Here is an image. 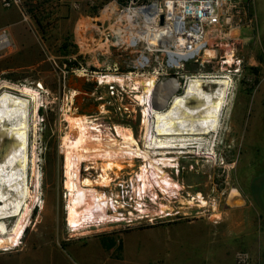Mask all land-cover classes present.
<instances>
[{
	"label": "rangeland",
	"instance_id": "rangeland-1",
	"mask_svg": "<svg viewBox=\"0 0 264 264\" xmlns=\"http://www.w3.org/2000/svg\"><path fill=\"white\" fill-rule=\"evenodd\" d=\"M23 1L25 17L17 7H11L19 11L22 22L16 43L7 28L1 26L4 21H0V35L6 32L9 40L8 45L0 47V93L5 85L27 86L41 93L36 153L40 171L38 193L43 205L41 209L37 203L33 209L28 231L14 254L38 251L42 245L48 256L53 246L66 247L72 242L107 235L123 236L122 245L118 238H106L103 242L92 241L82 248L85 253L93 251L96 264L103 262L113 250L123 253L120 264H235L236 254L242 251L250 255L251 264H264V0H253L255 21L252 27L234 31L233 35L238 37L235 55L241 60L239 73H229L235 65L230 68L221 59L230 41L223 37L218 40L223 45L217 46V41H211L206 48L217 50L214 59L204 61L200 53L205 49L197 47L200 53H196V60L181 69L164 71L162 75L154 73L160 67L155 59L145 69H135L140 56L142 65L147 57L156 54L148 50L144 39L136 35L135 44L129 45L124 37L119 38L116 34L119 28L125 30V37L134 31L130 26L132 19L129 21L125 16L137 10L128 8V0L117 14H112L109 40L89 39L87 20L79 22L74 29L72 14L79 9L71 0ZM11 8L3 6L0 0V15ZM86 14L79 12V16ZM148 19L138 21L140 27L144 29ZM157 28L155 25L151 29L155 37ZM115 70L120 75H116ZM107 75L122 79L129 77L125 81L127 84L132 79H146L151 75L157 76L158 86L177 80L179 87L172 92L173 95L183 94L190 76H229L232 82L221 132L216 137V160L208 159L204 154L179 156V169H170L167 173L184 187L180 198L175 195V190V194H167L153 184V191L160 196L159 202H170L174 211H180L181 215L158 218L153 223L141 219L128 224L127 218L140 199H146L144 191L141 194L137 190L143 182L148 190L152 188V178L148 174L142 181L138 177L143 174L146 162L123 153L112 159L80 155L79 182L91 180V188L115 201L116 210L112 211L109 202L107 213L111 210L109 215L119 217L122 212L126 220L98 225L89 223L73 232L66 220L68 198L65 183L68 179L66 142L70 137L79 139L77 130L72 127L74 119L99 125L104 138L121 140L117 128L125 134L130 129L141 147L144 143L142 107L136 93L120 89V93L112 95L105 82H100V77ZM33 134L31 129L30 156L35 139ZM94 134L99 135L98 132ZM167 156L178 157L176 154ZM108 161L119 164L121 169L114 168L106 174L103 169ZM102 176L108 179V183H103ZM30 180L32 190H35L36 179L30 177ZM232 191L240 192L247 205L240 209L229 205L228 196ZM198 194L208 205L203 206L196 200L192 206L181 202L182 197L190 200ZM213 203L217 208L213 209ZM120 206L125 209L118 210ZM14 222L8 220L10 225ZM74 248L77 247L71 246L64 252L69 264H78L74 258L78 254L72 252ZM175 257L178 259L174 260ZM32 261L33 254L28 252L22 260L11 256L2 263L32 264Z\"/></svg>",
	"mask_w": 264,
	"mask_h": 264
},
{
	"label": "bare ground",
	"instance_id": "bare-ground-1",
	"mask_svg": "<svg viewBox=\"0 0 264 264\" xmlns=\"http://www.w3.org/2000/svg\"><path fill=\"white\" fill-rule=\"evenodd\" d=\"M157 7L158 4L155 2L151 9L156 10ZM136 10V13L125 16L128 20L132 19L131 23L130 20L127 21L130 26H133L134 31L128 33V37H125L127 35L124 29L119 28L116 33L119 38L124 37L129 45L135 44V37L138 35L147 42L149 51L152 52L154 48L168 51L176 66L182 60L198 58L196 53L200 52L197 47H201V50L205 49L206 42L197 44V47L190 50L177 39L170 41V38H165L160 41V29L156 26L157 37H155L151 32L155 24L150 18L144 29L140 27L138 20L145 11ZM207 42L210 41L207 40ZM8 44L7 36L1 34L0 47ZM226 50L228 58L226 64H232L233 52L231 48H226ZM200 54L204 61L216 57V53L210 49H205ZM156 79V75H151L146 79H132L128 84L134 89L132 91L136 93V98L142 107L143 147L140 146L134 132L130 129L125 134L117 128V135L122 137V141L116 138H104L99 125L82 119H74L72 127L77 130L79 139L70 137L66 142L68 179L65 186L68 198L66 214L68 217H66L69 228L74 229L73 232L85 228L89 223H120L125 220L122 217L123 214L116 217L109 215L111 210L109 214L107 213L109 202L113 207L112 211L116 210L115 201L107 198L106 195H99L95 189L91 188V180L85 179L82 183L79 182L80 155L112 159L123 153L131 155L132 158H141L146 163L143 164V174L138 177L142 181L145 174H148L153 182L151 181L152 188L149 190L147 184L143 182L137 191L141 194L144 191V195H150L153 191V184H156L167 194H175V190L177 193L175 195L179 198L184 187L173 181L167 173V170L179 169V156L204 154L208 156V159L216 160V137L221 132L222 116L229 100L231 78L220 75L190 76L187 78V85L182 95L172 93L179 87L177 80H170L158 86ZM100 82L127 84L125 79L113 75L100 77ZM208 86L209 89H206ZM40 95L41 93L34 88L13 85H5L0 93V251H13L21 246L30 226L33 209L37 203H40L42 209L43 201L38 193L40 171L36 153ZM170 96L172 98L165 109L152 108V104L158 106L165 104ZM31 105H33L32 111ZM31 129L35 134V139L30 156ZM96 132L99 135L94 134ZM169 154H176L178 157H168ZM114 168H120L119 164L108 161L103 172L108 174V171ZM30 177L36 179L35 182L33 181L35 190H32ZM102 178L103 183H108L106 177L102 176ZM195 200L203 206L208 205L201 194L190 200L181 198V202L186 206H192ZM227 202L233 208H241L246 204V200L238 191H232ZM159 205L161 213L166 216L173 215L175 208L170 202ZM137 206L139 210L142 209L141 203ZM125 207L117 209L123 210ZM212 207L217 208L216 203H213ZM217 217L220 218V215ZM10 219L15 220L12 225L8 224Z\"/></svg>",
	"mask_w": 264,
	"mask_h": 264
},
{
	"label": "built area",
	"instance_id": "built-area-1",
	"mask_svg": "<svg viewBox=\"0 0 264 264\" xmlns=\"http://www.w3.org/2000/svg\"><path fill=\"white\" fill-rule=\"evenodd\" d=\"M2 2L3 6L7 8L17 7L25 17V1L2 0ZM155 2L156 1L150 0H128V8L145 11L138 21L145 22V19L150 18L160 29V41L165 38H170V41L177 39V41L184 44L185 47L190 50L194 49L198 46L197 44H201L202 42H206L204 45L205 49L208 48L211 41H217V46H221L223 42H218V40H221L223 37L229 38L230 41L227 43V46H229L228 48H231L233 52L234 61L232 64L227 65H229L230 68L235 65V68L233 71L228 72L239 73L241 60L235 55L238 37L236 34H233L234 31L252 27L254 24L255 15L252 8L253 0H164L163 3L156 2L158 7L154 10L151 9V7ZM161 18H163V22ZM4 34L6 35V32H4ZM107 40H109V38ZM207 40L210 42H207ZM173 50H175V47H173ZM216 51L217 50L214 52ZM152 53L156 54L152 55L150 58L146 56L147 60L142 63V65H140V62H142L140 56L137 65H135V69H145L149 66L150 62L155 59L156 61L158 60L160 67L155 70L154 73L156 75H162L164 71L168 72L169 70L181 69L186 63L197 59V57H193L182 60L180 64L176 66L174 59L171 58V54L168 51L161 48H154ZM225 53V55L221 56L224 64L228 61L227 50ZM158 55L162 56V58ZM114 72L116 75H120L118 70ZM123 79L128 81L129 77H124ZM105 84L110 89L112 95L118 94L121 91H126L127 89L134 91L128 84L122 85L121 83L115 82H106ZM159 197L158 192L152 191L150 195H145L146 199H140L142 209L139 210L138 206H135L133 212L127 218L128 224H133L141 219H147L150 223H153L158 218L181 215L180 211H173V215L171 216H166L164 213H161L162 211L159 210V204L162 203L159 202ZM116 204H118V206L120 205L118 201H116ZM119 214L124 215L122 212ZM122 217L126 220L125 216ZM98 224L102 223H94V225ZM235 262V264H251V257L247 252H238Z\"/></svg>",
	"mask_w": 264,
	"mask_h": 264
},
{
	"label": "crops",
	"instance_id": "crops-1",
	"mask_svg": "<svg viewBox=\"0 0 264 264\" xmlns=\"http://www.w3.org/2000/svg\"><path fill=\"white\" fill-rule=\"evenodd\" d=\"M42 1V0H41ZM75 3L77 9H79L76 14H72V22L75 26L79 24L82 20H87L88 25V38H93L94 40H106L108 39V35L110 34V26H111V17L112 14H117L121 9L125 2V0H71ZM80 13L87 12L86 16L80 15ZM3 20V24L1 26L6 27L9 31V34L13 40L14 43L18 41V32L20 30L21 26V20H20V14L19 11L16 8H11L8 10H5L3 14L0 15V21ZM100 28H103V31L100 30ZM99 29V30H97ZM107 29V33L105 34V30ZM74 33V31H73ZM66 186V183H65ZM66 189V187H65ZM247 205V204H246ZM46 208V207H45ZM240 209V208H238ZM254 235V234H253ZM123 237V236H122ZM122 237H115L114 236H107L102 235L98 236L97 238L88 239L85 242L82 241H76L72 242L66 247L62 246H53L50 248L48 252V256H46V249L42 250V245L38 251H27V252H21L20 254L15 255V250L10 251H0V259H3L0 261V264H3L2 261L6 262L8 261V258L11 256H14L16 258H20L22 260V256L25 255L28 252H32L33 254V263L32 264H69V259L64 255V252L67 251L66 249L71 246H76L77 248L72 249V252L77 253L78 255L75 258V261L78 264H96L94 259L93 251L89 254V252L85 253L82 251V248L86 246L88 243L92 241L100 242V240L103 242L106 238L108 239H116L118 238L120 240V243L122 245ZM255 237V236H254ZM260 237V236H258ZM102 244V243H101ZM103 248H104V244ZM57 247V248H56ZM123 247V246H121ZM105 249V248H104ZM119 249H121L119 247ZM175 250L177 252L176 248L172 247V250ZM42 252V254H40ZM264 252V251H263ZM57 255V256H56ZM259 258L261 257V248L259 249ZM123 258V253H117L116 251H110L106 257V259L103 260V262H98L97 264H120L121 259ZM7 259V260H5ZM174 260H177L178 257L173 258ZM17 260V259H16ZM7 264V263H4Z\"/></svg>",
	"mask_w": 264,
	"mask_h": 264
},
{
	"label": "water",
	"instance_id": "water-1",
	"mask_svg": "<svg viewBox=\"0 0 264 264\" xmlns=\"http://www.w3.org/2000/svg\"><path fill=\"white\" fill-rule=\"evenodd\" d=\"M161 20H162V22H163V18H161ZM172 96H173V95H172ZM172 96H170V97L167 99L166 103L163 104V105H161V106H158L157 104H152V108H154V109H156V110H160V109L162 110V109H165V108L168 106V104L170 103V100H171Z\"/></svg>",
	"mask_w": 264,
	"mask_h": 264
},
{
	"label": "flooded vegetation",
	"instance_id": "flooded-vegetation-1",
	"mask_svg": "<svg viewBox=\"0 0 264 264\" xmlns=\"http://www.w3.org/2000/svg\"><path fill=\"white\" fill-rule=\"evenodd\" d=\"M67 220V219H66Z\"/></svg>",
	"mask_w": 264,
	"mask_h": 264
}]
</instances>
